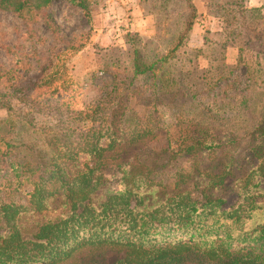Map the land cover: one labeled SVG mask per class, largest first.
I'll return each mask as SVG.
<instances>
[{
  "label": "trees",
  "instance_id": "16d2710c",
  "mask_svg": "<svg viewBox=\"0 0 264 264\" xmlns=\"http://www.w3.org/2000/svg\"><path fill=\"white\" fill-rule=\"evenodd\" d=\"M53 1L0 0V9L18 14L28 24L44 16L49 29L57 32L58 26L46 12ZM69 1L88 9L84 0ZM169 1L164 0L168 12L174 7ZM247 1L213 2L219 11L215 14L234 36L258 31L262 8L247 6ZM184 3L192 10L184 17L190 28L196 18L201 21L196 11L202 3ZM184 37L182 34L168 54L159 52L142 62L133 38L128 40L135 47L134 74L153 71L157 99L162 102L181 95L171 88L179 77L167 66ZM60 65L45 64L37 80L30 79L27 85L12 70L11 77L10 72H0V105L11 111L16 99L28 106L21 118L8 117L2 123L11 130L20 126L23 131L40 133L42 137H33L29 148L41 144L42 153L37 157L44 160L30 158L26 152L21 158L19 149L27 145L25 138L21 141L18 136L0 134V264H109L111 253L115 255L112 264H264V138L252 148L256 162L237 175L235 168L240 170L241 164L236 149L231 148L239 140L236 136L219 141V127H202L198 134L184 137L179 153L174 152L160 116L133 114V79L127 82L115 74V80L105 85L103 96L83 109L74 108L69 101L54 103L33 96L34 89L55 95L73 87V82L60 74L65 64ZM50 66L57 68L54 73L49 72ZM58 74L64 81L54 87ZM221 80L234 85L228 74L220 76ZM205 109L209 114L213 105ZM39 116L54 122L46 119L39 124ZM259 125L264 137V118ZM149 146L169 151L172 158L207 154L216 165H195L198 175L179 169L176 190L159 201L147 202L151 188L162 182L157 169L138 154ZM218 157L221 160L215 161ZM108 168L116 169L117 190L108 189ZM190 178L194 189L201 187V198L194 196L193 188H180ZM23 184L29 185L23 195L12 196ZM231 188L236 197L227 206L225 193ZM55 201L68 204L67 212L25 226L28 216L44 212Z\"/></svg>",
  "mask_w": 264,
  "mask_h": 264
},
{
  "label": "rangeland",
  "instance_id": "374dc122",
  "mask_svg": "<svg viewBox=\"0 0 264 264\" xmlns=\"http://www.w3.org/2000/svg\"><path fill=\"white\" fill-rule=\"evenodd\" d=\"M200 1L202 4L196 5V14L201 21L196 22V18L190 28L184 17L192 10L184 0H170L174 7L169 5V12L164 0H84L88 9L69 0H54L46 12L58 26L57 32L49 29L44 16L28 24L18 14L0 9V72H10L9 77L13 72L21 75L27 85L30 79L37 80L45 64L54 62L61 64L60 67L65 64L60 74L67 82H73L69 91L52 95L47 90L34 89L32 94L54 103L69 101L76 109L97 102L103 96L105 85L115 80V74L127 82L133 79L130 88L133 114L160 116L161 124L169 132L174 152L179 153V144L184 137L198 134L202 127L217 126L220 132L217 140L225 142L235 136L239 139L231 148L236 149L235 156L240 162L238 165L241 164V169L237 170L236 166L235 172L241 175L249 169L251 162H256L252 148L264 138L260 132L262 124L259 125L264 118V8L256 33L234 36L215 14L218 8L213 4L214 0ZM259 1L248 0L246 5L254 6ZM182 34L185 36L183 44L170 55L167 66L173 75L179 77L177 85L171 88L179 90L181 95L170 99L165 97L166 101L162 102L157 99L153 71L134 74L135 47L128 40L133 38L139 51V62H142L159 52L168 54L179 44ZM56 69L50 66L49 72L54 73ZM227 74L234 80L233 86L226 85L224 80L218 81L220 76ZM57 77L54 87L64 81L59 74ZM12 104L15 108L11 111L0 105V134L18 136L21 141L25 138L27 145L19 149L21 158L24 152L30 158L41 155V144L29 148L34 138L42 137L40 133L33 132V129L23 131L20 126L16 131L11 130L9 125L2 123L8 117L17 119L21 118L22 112H28L25 103L14 99ZM212 105L213 110L208 114L205 108ZM39 117V124L46 119L54 122L49 117ZM159 148L149 146L138 151L143 162L155 167L162 179L161 184L147 194V202L148 199L159 201L176 190L175 175L179 169L198 175L195 165L200 168L216 165L211 164L214 161H210L207 154L199 153L196 158L178 154L172 158L169 151H160ZM36 160L44 162L42 158ZM219 160L221 157L215 161ZM115 170L108 168L105 171L108 189H119L118 181L113 179ZM193 182L190 178L180 188H193L194 196L201 198V187L194 189ZM27 188L28 184L19 186V191H14L12 196L21 197ZM225 196L229 206L235 200L236 192L231 188ZM55 202L44 212L28 216L25 226L30 228L35 220L54 218L67 212L68 204ZM114 256L113 253L109 255V264Z\"/></svg>",
  "mask_w": 264,
  "mask_h": 264
},
{
  "label": "crops",
  "instance_id": "0c3cea01",
  "mask_svg": "<svg viewBox=\"0 0 264 264\" xmlns=\"http://www.w3.org/2000/svg\"><path fill=\"white\" fill-rule=\"evenodd\" d=\"M251 6H253V5H251ZM253 7H261L263 9L264 8V0H260L258 2V4H254Z\"/></svg>",
  "mask_w": 264,
  "mask_h": 264
}]
</instances>
